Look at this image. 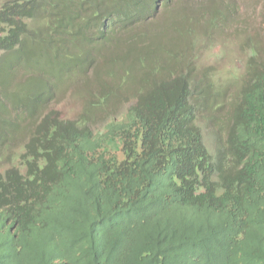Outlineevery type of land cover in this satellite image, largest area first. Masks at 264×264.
Returning <instances> with one entry per match:
<instances>
[{
    "label": "trees",
    "instance_id": "16d2710c",
    "mask_svg": "<svg viewBox=\"0 0 264 264\" xmlns=\"http://www.w3.org/2000/svg\"><path fill=\"white\" fill-rule=\"evenodd\" d=\"M172 1L0 0V129L29 118L21 152L0 151L18 160L0 173V264H264V3L243 67L220 79L173 45H111ZM222 8L208 0V26ZM175 24L187 50L192 27ZM136 66L125 102L113 84ZM69 86L83 109L63 118Z\"/></svg>",
    "mask_w": 264,
    "mask_h": 264
},
{
    "label": "rangeland",
    "instance_id": "374dc122",
    "mask_svg": "<svg viewBox=\"0 0 264 264\" xmlns=\"http://www.w3.org/2000/svg\"><path fill=\"white\" fill-rule=\"evenodd\" d=\"M175 1L177 0H173L171 3ZM221 1L223 8L218 12L222 22L225 23L215 29L206 28V26H208L206 22V14L209 9H205V5H208V0H191L190 2L189 0H182L178 5L172 4L167 9H159L155 16L141 21L142 24L139 23L130 26L121 32L124 35L129 34V36L132 37L135 47L138 44L137 40L140 39L144 44L149 40V45H145L152 48V50H155V47L157 46H151L152 43H157V45L161 46L179 45L181 39L177 36L174 30L167 32V28L174 29L172 26L173 23H176L175 25H177L183 21L186 22L187 25V22H190L194 28L198 27V32L207 30V34L213 39L212 47L201 52V56L196 61L197 66H206L214 69V72L220 79L231 77L243 67L248 56L247 51L240 49V44L246 38H251L252 42L257 41V26L260 25V21L257 20V7L263 4L264 0ZM184 5L187 6L186 9H182ZM176 6L178 9H176ZM150 35H153L151 39L149 38ZM122 39L124 38L122 37ZM152 40L154 42H152ZM110 48L111 47H106L105 45L104 51L109 50ZM109 52L110 54L112 53L111 51H108V53ZM96 58L98 65L102 64V59L98 60V53ZM129 58L134 59V55H131ZM18 72L16 73L15 79L19 78ZM142 73L141 70L136 71L135 81H139V77ZM98 78L104 79V72H99L94 75V79L91 80V82L89 81V83L94 86H97V84L99 85L100 82H98ZM15 79L10 80V85L13 84ZM124 84H126V82L122 80L121 87L119 88L120 93H118V95L122 99L128 100L132 90L125 88L127 85L124 86ZM116 85L117 83L115 84V87ZM82 89L83 91L90 90L89 86L86 88L79 87V90ZM0 96L2 95L0 94ZM53 101H57L55 109L63 118H73L83 109L82 99L73 95L72 89H64L63 91L58 92V94L54 96ZM11 102L12 101L7 100L2 103L0 107V116L5 115L7 111L10 110ZM25 125L26 123L21 124V127H19L13 134L15 146H18L24 140L23 129ZM4 135L8 136V133H5Z\"/></svg>",
    "mask_w": 264,
    "mask_h": 264
},
{
    "label": "clouds",
    "instance_id": "9594fccd",
    "mask_svg": "<svg viewBox=\"0 0 264 264\" xmlns=\"http://www.w3.org/2000/svg\"><path fill=\"white\" fill-rule=\"evenodd\" d=\"M159 9H163V7H162V4H160V5H158V7H157V9L155 10V12L154 13H152L150 16H148L147 18H151V17H153V16H155L156 14H157V12H158V10ZM209 11H210V9L208 10V13L206 14V17H207V19H206V22H207V20H208V18H209V16L210 15H212V13L211 14H209ZM211 11H213V9H211ZM215 14H217L219 17H220V15H219V12H214ZM146 18V19H147ZM146 19H143V20H146ZM143 20H140L139 21V23L140 24H142L141 23V21H143ZM221 21H222V19H221ZM205 22V23H206ZM139 23H136V24H134V25H137V24H139ZM190 23V22H189ZM223 23H225V22H221V24L220 25H218L217 27H211V26H206V28L207 29H210V28H218V27H220ZM208 25V24H207ZM131 26H133V25H131ZM190 26L192 27V30H193V36H192V38L190 39V41H191V43L192 44H189L188 45V48H187V50L185 49V46L184 47H181L180 49H176L178 46L177 45H173L174 46V49L175 50H178V51H180V52H182L183 54H184V56L185 55H187L186 57H193L194 58V61L196 62L197 60H198V58L201 56V52H203L205 49H203L206 45H204V42L207 40V39H209L210 41H212V43H213V39H212V37L210 36V35H208L207 34V30H204L203 32H198L197 31V28L198 27H195L194 28V26L190 23ZM208 27H210V28H208ZM127 28V27H126ZM125 30V29H124ZM122 31V30H121ZM121 31H119V32H117V34L115 35V38H114V40H112L111 41V45H113V44H123V43H127L128 41H129V39L130 38H132L131 36H129V34H128V36H127V40L124 38V39H122V36L124 35ZM129 32H130V30H129ZM121 34H122V36H121ZM179 37V36H178ZM180 38V37H179ZM181 39V38H180ZM121 40H123V41H121ZM180 42H182V40L180 41ZM212 43L211 44H208V46H207V48L210 46V45H212ZM183 46V45H182ZM111 47V46H110ZM186 50V51H185ZM194 50H195V52H194ZM164 52H166V53H169V52H172V51H170V50H167V51H163V52H161V53H164ZM160 52H158V53H156L155 55H157V54H159ZM162 58H166L165 56H161ZM133 59H129V60H127L126 62H131ZM198 67V69H201L202 68V66H200V65H198L197 66ZM206 70L208 69V70H210V71H214V69H212V68H210V67H206V66H203ZM134 70L132 71V72H130V73H128V72H126V74H125V72L124 71H119V73L121 72V74L123 75V77L126 79L125 80V82H126V84H124V86H126L125 88H128V89H130V90H132V87L133 86H137L138 84H139V81H135V79H136V71H139L140 69H141V67H134L133 68ZM143 73L140 75V77H144V75H145V72L143 71V70H141ZM94 74V73H93ZM18 75L19 76H21V73H18ZM128 75H129V78H128ZM90 76H92V75H90ZM94 77V76H93ZM139 77V79H141ZM132 79H134L133 81H132ZM18 80V79H17ZM90 82H91V80H89ZM129 81V82H128ZM15 81H13V83H14ZM81 82V79L77 82V84H79ZM121 82L122 81H120V83H119V85H116V87H115V84H113V87H114V92L112 93L114 96H115V91L117 90V91H119V88L121 87ZM89 83V82H88ZM87 86H89V88H96V86H94V85H92L91 83H89V85L87 84L86 86H84V88H86ZM123 86V87H124ZM139 86H140V84H139ZM70 87V89H72V91H73V93L74 92H76V91H74V87L73 86H69ZM77 91H83V89L82 90H79V89H77ZM4 91H3V87L0 85V94L2 95V96H0L1 97V100L0 101H2L3 100V93ZM84 92V94H85V92H86V90H84L83 91ZM87 92H90V90L89 91H87ZM118 93H120V92H118ZM117 93V94H118ZM133 92H131L130 93V97H129V99L128 100H126V99H122V100H124L125 102H128L129 100H131L132 99V97H133V94H132ZM83 93H81V95H82ZM115 99V98H114ZM12 114H13V112H12ZM6 115V114H5ZM14 115V114H13ZM4 116V115H3ZM204 116H205V114L203 115V118H204ZM0 119H1V116H0ZM203 121V120H202ZM202 121H200L199 123H201ZM23 123H26V125H25V127H24V129H23V132H24V139H25V131H26V127H27V125H28V123H29V118L28 117H26L25 119H24V121L21 123V124H23ZM19 127H21V126H19ZM18 127V128H19ZM17 128V129H18ZM17 129L15 130V131H17ZM15 131H11V130H9V129H0V134H1V136H0V151L1 152H3V151H5V149L7 148V147H9L10 148V150L11 151H13L14 153H15V155H18L20 152H21V147H20V144L24 141H22L18 146H15V142L13 141V134H14V132ZM5 133H8V136H5L4 134ZM203 137H204V141H205V145L207 146V148H208V150H209V152H213V149H212V147L210 146V142H209V140H208V137L206 136V134H205V132H204V130H203ZM11 165H15V166H18V160L15 158V159H13V161L12 162H10V163H5V164H0V173H3V171L5 170V168L6 167H8V166H11Z\"/></svg>",
    "mask_w": 264,
    "mask_h": 264
}]
</instances>
